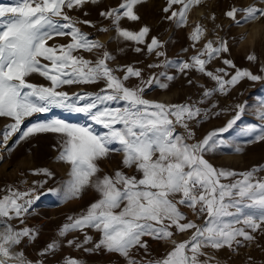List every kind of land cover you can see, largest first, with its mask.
Returning <instances> with one entry per match:
<instances>
[{
  "label": "snow or ice",
  "instance_id": "6c2138e0",
  "mask_svg": "<svg viewBox=\"0 0 264 264\" xmlns=\"http://www.w3.org/2000/svg\"><path fill=\"white\" fill-rule=\"evenodd\" d=\"M98 0H4L0 2V117L12 122L3 129V143L19 134L16 144L38 133L61 134L62 142L57 159L70 165L69 179L61 190L43 191V181H33V186L25 191L8 186L5 195L0 197V264L15 261L16 264H32L22 252L13 253L12 248L23 237L34 239L35 231L30 228L16 230L8 222L27 214L29 209L48 194H56L62 201L79 197L81 191L91 185L100 194V199L91 203L87 210L78 216H69L59 230L63 237L71 231L94 229L100 233V239L87 252L105 250L128 258V264H140L130 258V250L142 248L148 251L144 237L155 240H171L174 245L164 257L150 260L148 264H209V260H200L204 255L202 248L234 249L244 241H253L252 233L264 232V177L257 173L264 165L254 166L248 171L236 172L214 167L206 158L207 153L227 151L241 152L243 144L264 142V97H257L252 105L248 102L233 106L234 114L226 123L196 140L195 133L189 127L190 121L200 123L211 116H219L227 109L212 112L211 108L198 105L213 96L214 93L227 95L240 80H264V76L254 75L250 71L236 69L229 79L223 69L208 71L206 65L221 53L229 52L224 42L206 43L190 61H176L165 58L159 64H150L149 68L161 67L165 71L153 74L147 80L142 72L131 65L125 66L123 77L115 75L116 69L108 66L113 59L108 51L101 57L90 61L76 55L79 50L91 52L102 49L104 45L89 38L76 26L83 23L92 26L88 20L76 21L67 10L82 8L86 3ZM142 0H120L115 7L99 13L110 21L118 38L144 45L147 53L155 52L157 57L165 56L158 51L163 47L156 37L146 41L149 35L147 26L139 31L123 28L120 21L126 18L137 21L134 11ZM183 3L180 12L173 11L168 19L178 17L181 23L189 0H168L163 9L168 13L171 5ZM244 13L242 19L237 14ZM262 14L260 9L233 7L226 12L237 26L246 23L255 15ZM87 15V13H85ZM100 31H109L101 28ZM197 28L192 40L199 39ZM54 37H68L67 44L49 45ZM242 39V37H241ZM139 53L142 48L137 46ZM206 57V58H205ZM43 61L47 63H42ZM249 61L253 56L247 57ZM223 63L232 66L233 62L224 59ZM168 68H175L186 74L189 70L203 73L215 82L214 88H205L199 101L184 104H164L144 98L145 88L157 85L166 89L173 75ZM224 73L221 75L220 73ZM32 73H38L50 86H38L26 80ZM130 77L141 78L135 87H127L125 81ZM103 82L98 92H81L69 95L58 90L65 85H94ZM191 83V81H189ZM200 87H203L201 85ZM59 109L69 114H82L88 122H71L59 116L36 121L22 128L24 121L34 114H45ZM252 110L254 122L238 127L245 111ZM96 125L102 130H97ZM184 129V134L176 133V126ZM234 133V135H233ZM227 134V135H226ZM243 138V139H241ZM192 141V142H189ZM117 144L119 147L113 148ZM11 150V149H8ZM111 151L123 153L125 166L135 165L141 173L140 178L126 176L116 171L114 176L104 175L92 178L99 172L97 161ZM33 175L51 177L46 168L32 170ZM178 205L193 210L197 216L204 217V223L198 225L187 220ZM186 221V222H184ZM23 222V221H21ZM177 232L194 230L189 240L177 242L170 230ZM92 242L85 233L83 242L68 240L67 245L81 248ZM57 242L49 243L40 255L54 252ZM36 264H43L38 261ZM64 264H80V261L65 257Z\"/></svg>",
  "mask_w": 264,
  "mask_h": 264
},
{
  "label": "rangeland",
  "instance_id": "374dc122",
  "mask_svg": "<svg viewBox=\"0 0 264 264\" xmlns=\"http://www.w3.org/2000/svg\"><path fill=\"white\" fill-rule=\"evenodd\" d=\"M4 2V0H0ZM120 0H98L97 3H86L82 8L67 10L68 14L76 21L88 20L92 26L77 23L80 30L89 35V38L104 45L102 49H93L91 52L79 50L75 54L83 58L95 61L108 51L113 59L107 61L108 66L116 69L115 75L123 77L125 66L131 65L142 72V79L147 80L153 74L165 71L161 67L149 68L150 64H159L165 58L176 61H190V57L196 55L209 41L213 46H218L221 41L229 47V52L221 53L219 57L212 59L205 67L208 71L216 72L223 69L229 79L235 74L236 69L250 71L254 75L264 76V0H189V5L184 13L181 23H177L178 17L171 16L173 11L180 12L183 3L173 4L168 13L163 9L168 6V0H142L135 6L134 11L138 15L137 21H129L123 18L120 24L123 28L131 31H139L141 27L149 28V35L146 41L150 42L152 37H156L163 47L158 51L165 53V56L157 57L155 52L148 54L144 45H136L131 41H124L118 38L110 21L99 15L103 10L115 7ZM187 2V0H185ZM253 8L260 9L262 14L255 15L246 23L237 26L232 18L226 16V12L231 8ZM87 13V15H85ZM244 13L237 14V19H242ZM101 28H108L109 31H100ZM199 28V39L192 40V34ZM242 37V39H241ZM69 42L68 37H54L49 41V45H62ZM141 47L142 51L137 53L135 47ZM253 56L254 60L249 61L247 57ZM206 58V57H205ZM224 59L233 62L234 67L225 65ZM42 63H47L43 61ZM167 73L173 75L171 81L164 80L168 84L166 89H161L157 85L146 87L144 98L161 102L164 104H184L199 101L205 88H214L215 82L203 73L196 70H189L186 74L178 72L175 68H168ZM224 75V73H220ZM26 80L38 86H50V81L45 80L38 73H32ZM191 81V83H189ZM141 83V78L130 77L125 81L127 87H135ZM203 85V87H200ZM103 82L94 85H65L60 89L69 95L81 92H98L102 88ZM257 97H264V80L250 81L243 78L232 87L227 95L216 92L213 96L198 106L201 108H211L215 103L217 107L212 112L227 109L219 116H211L207 120L201 119L200 123L190 121L189 127L195 133L196 140H200L208 132L223 126L234 114L233 106L237 103L248 102L252 105ZM52 116H59L71 122H88L82 114H69L59 109H53L50 113L34 114L27 118L22 124V128L28 127L36 121L50 119ZM12 121L9 118L0 117V133L5 126ZM254 122L251 109H247L238 127ZM97 130H102L100 126H95ZM177 134H184V129L176 126ZM227 135V134H226ZM234 135V133H233ZM19 134L14 135L4 146L3 136L0 134V197L5 195L4 189L8 186L25 191L33 186V181H43V191L47 189H57L62 191L64 183L69 179L70 165L59 161L57 156L62 142L61 134L38 133L16 144ZM243 139V138H241ZM192 142V141H189ZM242 151L236 153L227 151V154L216 152L207 153L206 158L214 167L225 168L236 172L248 171L254 166L264 165V142L243 144ZM113 148L119 145H112ZM11 149V150H8ZM99 172L92 179L102 178L104 175L114 176L116 171L122 172L126 176H136L139 173L132 165L130 167L123 164V153L111 151L106 157L97 161ZM46 168L52 173L51 177L44 175H33V169ZM257 176L264 177V170L257 173ZM100 199V194L91 185L86 186L79 197L62 201L56 194H48L41 198L29 209L28 213L19 218L8 221L14 229L21 230L25 227L35 231L34 239L23 237L21 242L12 248L13 253L22 252L27 261L36 264L43 261V264H64L65 257H72L80 261V264H128V258L122 257L118 253H109L103 249L95 252H87L85 248H93L100 239V233L94 229L81 231H71L65 236H59L61 227L68 223L69 216H78L86 211L88 206ZM187 220L191 219L187 214ZM23 221V222H21ZM186 222V221H184ZM193 222V221H192ZM195 223V222H194ZM2 230V229H0ZM177 242L189 240L194 230L177 232L173 226L170 229ZM85 233L92 237V242L81 248L75 245L68 246V240L83 242ZM254 240L244 241L240 246L230 249L225 246L220 249L211 247L202 248L204 255L200 260H209V264H264V232L252 233ZM148 244V251L142 248L130 250V258L139 261L140 264H148L150 260L161 259L174 245L171 240H155L152 237H144ZM57 242V249L46 255H40L41 251L51 242ZM8 264H16L15 261H8Z\"/></svg>",
  "mask_w": 264,
  "mask_h": 264
},
{
  "label": "built area",
  "instance_id": "2783aa9c",
  "mask_svg": "<svg viewBox=\"0 0 264 264\" xmlns=\"http://www.w3.org/2000/svg\"><path fill=\"white\" fill-rule=\"evenodd\" d=\"M178 207L184 211L187 216L191 219V221L195 222L198 225H201L204 223V217L203 216H197L192 209L187 208L186 206L178 205Z\"/></svg>",
  "mask_w": 264,
  "mask_h": 264
}]
</instances>
